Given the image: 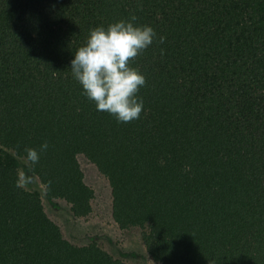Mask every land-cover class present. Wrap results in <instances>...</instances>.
Masks as SVG:
<instances>
[{
	"label": "trees",
	"instance_id": "trees-1",
	"mask_svg": "<svg viewBox=\"0 0 264 264\" xmlns=\"http://www.w3.org/2000/svg\"><path fill=\"white\" fill-rule=\"evenodd\" d=\"M133 15L157 35L131 65L144 110L120 123L82 94L71 60L90 29ZM45 141L31 165L24 149ZM80 155L154 262L264 264V0H0V264L137 256L74 244L23 185L21 169L87 218Z\"/></svg>",
	"mask_w": 264,
	"mask_h": 264
},
{
	"label": "clouds",
	"instance_id": "clouds-1",
	"mask_svg": "<svg viewBox=\"0 0 264 264\" xmlns=\"http://www.w3.org/2000/svg\"><path fill=\"white\" fill-rule=\"evenodd\" d=\"M136 20L133 15L130 21L90 29L86 43L76 50L71 60V72L82 86V94L95 104L97 111L107 112L120 123L139 119L144 110L138 93L145 86L146 78L131 65L157 35L151 26L135 25ZM164 40L165 37H159L160 43ZM48 147L47 141L39 150L26 147L27 161L36 165Z\"/></svg>",
	"mask_w": 264,
	"mask_h": 264
},
{
	"label": "rangeland",
	"instance_id": "rangeland-1",
	"mask_svg": "<svg viewBox=\"0 0 264 264\" xmlns=\"http://www.w3.org/2000/svg\"><path fill=\"white\" fill-rule=\"evenodd\" d=\"M79 160L85 172L86 182L96 192L92 200L93 212L87 218L75 217L70 204L65 200L56 199L54 202L47 200L43 184L37 177L25 174L23 169L22 183L42 193L45 211L61 227L63 235L74 244L85 245L96 240L105 250L118 257L121 256V251L137 253L135 257H124L126 264H158L147 255L141 229L122 230L113 222L112 192L108 179L84 155H80Z\"/></svg>",
	"mask_w": 264,
	"mask_h": 264
}]
</instances>
